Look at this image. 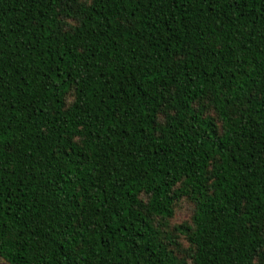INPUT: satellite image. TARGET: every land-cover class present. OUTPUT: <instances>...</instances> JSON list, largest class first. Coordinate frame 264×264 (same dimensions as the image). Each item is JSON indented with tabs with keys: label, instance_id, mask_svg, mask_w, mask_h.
<instances>
[{
	"label": "trees",
	"instance_id": "obj_1",
	"mask_svg": "<svg viewBox=\"0 0 264 264\" xmlns=\"http://www.w3.org/2000/svg\"><path fill=\"white\" fill-rule=\"evenodd\" d=\"M0 261L264 264V0H0Z\"/></svg>",
	"mask_w": 264,
	"mask_h": 264
},
{
	"label": "rangeland",
	"instance_id": "obj_2",
	"mask_svg": "<svg viewBox=\"0 0 264 264\" xmlns=\"http://www.w3.org/2000/svg\"><path fill=\"white\" fill-rule=\"evenodd\" d=\"M193 210V204L186 198L182 199L175 208V215L168 220V223L170 224L168 226V229H174L176 226L191 222ZM177 240L181 244V252L179 253V255L181 256L186 254L189 246L187 238L184 235H180L177 237ZM0 264L6 263L4 261H0Z\"/></svg>",
	"mask_w": 264,
	"mask_h": 264
}]
</instances>
